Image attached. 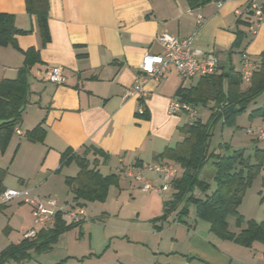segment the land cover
<instances>
[{"label": "crops", "instance_id": "1", "mask_svg": "<svg viewBox=\"0 0 264 264\" xmlns=\"http://www.w3.org/2000/svg\"><path fill=\"white\" fill-rule=\"evenodd\" d=\"M48 1L51 40L44 44L37 16L28 12L26 0H0L1 12L14 15L18 28L31 30L16 37V46H0V82L19 76L24 51L34 47L40 52V61L28 74L30 93L19 125L23 134L15 132L1 153L0 168L7 169L3 185L53 196L66 209L75 202L66 178L76 176L79 166L72 161L57 171L61 155L68 148L82 153L90 145L108 157L94 152L87 157L97 159L104 175L118 176L105 201L84 205L88 218L97 217L99 223L84 221L78 231L74 227L63 232L51 249L62 256L51 264H264V243L248 247L234 240L217 241L211 237V224L206 220L208 223H201L196 205L186 200L166 219L156 220L173 200L176 190L172 182L183 172L163 153L184 139L180 127L191 122L184 120L183 112L172 114L169 106L182 87L197 85L201 77L184 81L171 70L159 80L148 81L145 101L127 96L137 81L144 55L163 54L158 37L164 32L180 39L194 36L196 46L214 50L219 57L216 73L225 70L228 76L230 67L240 73L244 57L256 62L264 52V14L253 31L256 16L245 0H212L196 8L188 0ZM258 2L264 5V0ZM198 13L204 16L199 29ZM55 65L64 68V84L48 80ZM244 83L242 80L241 88L247 89ZM203 106H211V115L217 110L211 101ZM196 118L201 119L198 111ZM40 123L46 129L44 141L28 140L26 131ZM216 149V153H228ZM158 163L175 168L169 187L161 193L143 190L142 183L128 175L139 173L161 185V177L147 168ZM206 166L200 179L210 184L211 192L216 186L215 168L205 171ZM194 197L204 194L196 189ZM108 205L114 206L112 213ZM185 205L188 215L180 219ZM33 225L32 208L20 200L0 201V252L20 242Z\"/></svg>", "mask_w": 264, "mask_h": 264}, {"label": "trees", "instance_id": "2", "mask_svg": "<svg viewBox=\"0 0 264 264\" xmlns=\"http://www.w3.org/2000/svg\"><path fill=\"white\" fill-rule=\"evenodd\" d=\"M210 1L212 0H188L192 8ZM26 3L28 12L37 16L43 43H48L51 40L48 25L49 1L26 0ZM30 32L31 30L20 29L16 26L14 15L0 11V46H16V37ZM238 36L241 40L243 34L240 32ZM24 55V65L20 69L19 76L16 79H3L0 82V120L14 118L13 121L0 125V149L3 153L16 132V128L21 124L24 110L22 112L19 110L28 103L30 68L40 61V52L34 47L24 51ZM255 64L256 69L247 89L241 88V74L230 67L228 76L225 70L221 73L202 76L197 85L182 87L177 96L194 106L207 105L213 101L215 103L213 109L217 107L216 112L213 113L215 121L221 118L224 119V124H233L237 115L247 109L248 103L264 92V52L260 54V59ZM256 115L264 118V106L251 111V117ZM180 131L184 139L178 142L175 148L166 149L163 155L177 162L183 172L172 182L176 190L173 200L166 204L164 215L156 220L166 219L170 212L186 200L187 203L196 205L197 217L208 221L211 224V230L220 238L234 240L248 247L252 246L255 241L264 243V221L246 220L240 212V206L248 188L264 172V149L256 146L252 154H248L245 149H235L230 154L216 153L217 149L210 145L212 127L198 118L191 119L190 123L184 124L180 127ZM25 136L30 141L43 142L46 129L40 123L33 129L27 130ZM90 152L101 153L105 159L108 157L102 149L93 145L85 146L82 153L68 148L61 155L60 167L57 171L72 161L79 166L76 176L66 178V183L71 187L75 201L70 206L84 207L86 202L105 201L110 187L118 181L117 175H104L100 171L97 159L91 161L87 157ZM208 164L215 168L216 186L211 192H209L210 184L200 179L201 171ZM6 173L7 169L0 168V194L6 189L3 185ZM262 181L264 185V176ZM196 189L201 190L204 197L195 198ZM65 211H57L53 226L41 229L34 239L23 238L20 242L11 243L2 249L0 264H6L10 260L22 262L31 258V252L35 249L51 250L63 232L83 223H68L64 218ZM179 215L180 219L188 215L187 205L181 209ZM229 215H233L236 225L242 227L239 232L236 233L229 229ZM243 223H246V226H243Z\"/></svg>", "mask_w": 264, "mask_h": 264}, {"label": "built area", "instance_id": "3", "mask_svg": "<svg viewBox=\"0 0 264 264\" xmlns=\"http://www.w3.org/2000/svg\"><path fill=\"white\" fill-rule=\"evenodd\" d=\"M248 10L256 16V20L251 26L256 31V24L261 21L264 14V5L258 0H245ZM218 7L223 5L222 1L217 3ZM204 23V16L197 14L196 28L199 29ZM164 48L163 54L146 53L140 63V72L135 85L128 89L127 96L136 98L140 102L145 101L147 97L146 84L149 80L161 79L167 72L175 70L182 80H188L193 77H202L217 72L219 67V57L214 50H206L195 45V37L180 39L170 33L164 32L158 37ZM256 64L248 57H244L241 69V77L247 83H251ZM48 80L56 84H64L66 75L64 68L60 65L52 66L48 72ZM169 110L172 114L186 112L193 120L197 116L196 106L191 103L182 101L179 97H174L170 103ZM145 112L144 108L140 109V114ZM16 133L22 135L20 127L16 128ZM259 141H264V123L253 126L249 129ZM148 169L157 173L163 180V184L155 185L151 180L146 179L139 173L130 172L137 182L142 183L143 190H152L161 193L169 187L171 177L175 173V168L169 163H158L148 165ZM12 200H20L32 207L34 216V225L31 229L23 233V238L34 239L39 231L55 218L57 211L66 210L65 217L68 223H81L88 220L84 207L70 206L69 208L59 207L58 201L53 196H40L33 194L29 188H6L0 194V201L6 204Z\"/></svg>", "mask_w": 264, "mask_h": 264}, {"label": "rangeland", "instance_id": "4", "mask_svg": "<svg viewBox=\"0 0 264 264\" xmlns=\"http://www.w3.org/2000/svg\"><path fill=\"white\" fill-rule=\"evenodd\" d=\"M243 86L248 87L250 86V84L245 82ZM262 106H264V92L261 93L259 96H257L254 100L250 101V103H248L247 109L243 112H240L237 115L235 122L233 124H224L223 123L224 119L221 118L215 121L213 115L210 114V111L212 110L211 106L204 107L202 104H200L196 106V110L198 111L201 120L212 127V136L210 139V145L212 148L227 150L229 154L232 153L233 150L235 149H245V151L248 154H252L256 146L264 149V141H259L258 139L255 138L253 134L249 133V129L251 127L257 126L258 124L264 122V118L261 115L260 116L256 115L252 117L250 116L252 110ZM182 115L185 121L191 120V118L186 112H183ZM15 139H17V137H15ZM224 143L228 145L227 149L224 147L223 145ZM1 153L4 154L3 152H1L0 149V157H1ZM206 167L207 168L205 171H209V169L213 168V166H211L210 164H208ZM177 169L181 171L179 166H177ZM59 174L60 172H58V175ZM263 176H264V172H262V174H260L254 180L253 184L248 188L244 201L240 207L242 213L245 215L246 220L255 219L258 222L264 221V185L262 181ZM169 193H165L167 197L170 195ZM23 204L27 205L28 209L32 208L27 203H23ZM108 208L112 213L114 206L111 207V205H108ZM93 209L94 208H92V210ZM93 211L95 212L96 209ZM96 218L91 219L89 217L86 222L99 223V219ZM101 220H103V218H101ZM202 221L203 222L201 223H208L203 219ZM228 222H229V229L231 231H235L237 230V228H241L236 225V219L233 215L228 216ZM243 226H246V223H243ZM75 228L77 229V227ZM76 231H78V229ZM211 233H212L211 237L212 238L216 237L217 241L223 239L220 238V236H218L214 231H211ZM255 242L262 243L260 241H255ZM60 256L62 255L58 253V250L40 251L35 249L31 252V258H28L22 262H16L10 260L6 264H51L52 262H57V260L61 258ZM195 264H200V263L196 262Z\"/></svg>", "mask_w": 264, "mask_h": 264}, {"label": "water", "instance_id": "5", "mask_svg": "<svg viewBox=\"0 0 264 264\" xmlns=\"http://www.w3.org/2000/svg\"><path fill=\"white\" fill-rule=\"evenodd\" d=\"M24 108H25V105H23V106L20 108L19 111L22 112V111L24 110ZM13 120H14V118H10V119H7V120H6V119H1V120H0V125L3 124V123H5V122H11V121H13Z\"/></svg>", "mask_w": 264, "mask_h": 264}]
</instances>
